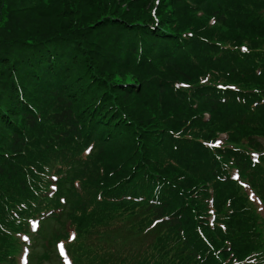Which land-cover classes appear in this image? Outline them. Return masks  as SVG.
<instances>
[{
    "label": "trees",
    "instance_id": "trees-1",
    "mask_svg": "<svg viewBox=\"0 0 264 264\" xmlns=\"http://www.w3.org/2000/svg\"><path fill=\"white\" fill-rule=\"evenodd\" d=\"M260 208L264 0H0V264H264Z\"/></svg>",
    "mask_w": 264,
    "mask_h": 264
},
{
    "label": "snow or ice",
    "instance_id": "snow-or-ice-1",
    "mask_svg": "<svg viewBox=\"0 0 264 264\" xmlns=\"http://www.w3.org/2000/svg\"><path fill=\"white\" fill-rule=\"evenodd\" d=\"M217 143H219V142H217ZM91 149L89 148V149H86V153L88 152V151H90ZM253 155H255V154H253ZM53 179H56V177H53ZM25 239H27L26 237H25Z\"/></svg>",
    "mask_w": 264,
    "mask_h": 264
}]
</instances>
